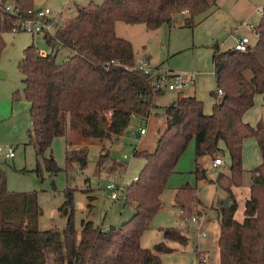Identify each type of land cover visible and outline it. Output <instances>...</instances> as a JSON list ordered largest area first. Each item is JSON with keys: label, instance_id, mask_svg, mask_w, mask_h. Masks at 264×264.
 Here are the masks:
<instances>
[{"label": "trees", "instance_id": "trees-1", "mask_svg": "<svg viewBox=\"0 0 264 264\" xmlns=\"http://www.w3.org/2000/svg\"><path fill=\"white\" fill-rule=\"evenodd\" d=\"M10 1L18 8L17 14L4 10ZM215 1H88L74 15L60 17L52 34H42L48 51L39 53L34 43L26 46L18 68L24 97L30 103L29 143L37 153L45 152L53 138L69 130L90 142L117 141L133 115L146 118L158 108L155 97L162 90H156L155 83L163 72L158 66L149 71L136 66L132 43L116 34V21L141 23L154 30L177 24V15L187 10L179 24L192 28L212 11ZM33 9V0H0V53L5 45L3 33L14 31L17 17L30 16ZM253 31L256 40L245 51L212 43L215 89L210 92L214 99L210 114L204 113L202 100L195 96H180L163 107L165 125L157 133L154 148L134 151L144 163L124 190L123 202L134 212L120 226L103 228L83 220L77 230L72 188L67 187L59 206L67 218L65 226L41 230L36 192L8 190L0 171V264H162L159 253L173 248L165 241L152 249L142 247L140 236L160 209L167 180L192 139L196 159L208 156L212 161L223 149L230 158L215 179H208L207 170L198 163L194 170L196 180L214 182L231 196L230 204L217 209L218 264H264V123L260 120L252 126L243 118L254 96L264 94V5ZM62 51L65 56L58 59ZM247 137L256 139L261 162L250 170L249 195L243 203V218L238 220L232 187L242 185ZM72 162L84 167L86 148H66L67 166ZM45 163L49 172L58 170L51 157ZM195 190L186 183L175 192L182 219L192 217L189 202ZM193 200L200 203L196 197ZM161 232L166 241L187 243L188 237L179 229L166 227ZM201 253L198 264L206 262Z\"/></svg>", "mask_w": 264, "mask_h": 264}, {"label": "rangeland", "instance_id": "rangeland-1", "mask_svg": "<svg viewBox=\"0 0 264 264\" xmlns=\"http://www.w3.org/2000/svg\"><path fill=\"white\" fill-rule=\"evenodd\" d=\"M88 1L101 2V0H34L33 3L37 7L48 6L53 14L58 13L61 19H64L74 15L77 6ZM176 20L178 24L170 27L163 25L156 31H147L141 23L127 24L118 21L117 35L131 40L129 41L132 43L137 61L148 56L150 65L157 64L171 72H185V75L196 72L194 83L189 82L184 94L192 93L194 88L195 96L203 101V105L210 109L211 113V102L213 103L214 99L210 92L215 89L211 61L212 44L201 42L194 45L192 29L179 24L183 20L180 15ZM3 39L5 45L0 53V146H11L14 149L13 158L2 156L0 158V171L5 176L6 188L15 192H36L40 208L37 225L41 230L63 229L65 226L67 218L59 210V206L65 199L67 187L72 188L73 220L77 230L81 229L83 220H91L103 228L118 227L128 221L133 215V207L125 204L121 198L112 199L111 191L106 189V184L123 181L128 183L133 176L138 175L144 160L134 155V151L154 148L158 126L164 121L163 107L177 99V92H165L157 103L158 108L153 109L147 122L141 121L137 116L131 117L126 131L109 146L106 144L102 146L96 141H86L85 144L78 146L77 148H86V165L80 167L76 162H72L67 166L64 136L53 138L50 147L42 154L37 153L35 147L29 143V132L32 128L30 103L23 94L24 84L18 63L23 56V49L32 43L40 50H49L42 39V34L6 31L3 33ZM196 41L198 42V38ZM64 56L65 53L62 51L58 54V59ZM263 99L264 94H257L253 106L248 109L246 118L251 124L255 125L259 119L264 123ZM140 127L146 128L147 132L141 138H137L135 134ZM245 139L242 153V166L245 169L243 185L233 187L238 203L235 218L238 220L243 217V202L249 195L245 183L250 182V170L261 162L256 139L254 137ZM220 147L224 148L221 143ZM101 149L104 152L102 155ZM124 154L127 155L126 158L123 157ZM221 156L224 163L212 170L207 156L196 159L192 139L178 159L175 170L162 192V205L140 236L142 247L152 249L154 244L165 241L173 248L171 252L159 253L162 264H198V251L202 252L201 257L206 258L203 264H218L216 239L219 226L216 212L220 206V198L225 193L222 189L215 188L208 180H196L194 170L198 163L200 167L206 168L207 177L215 179L217 171L225 169L230 163L225 149ZM50 157L58 168L53 173L47 170L45 163V159ZM186 183L196 187L192 197H196L200 203L192 198L189 205L193 211L191 216L194 215L201 221L204 236H197L195 227L188 224L187 219L190 217L187 219L179 217L180 209L174 201V195L176 189ZM166 227L179 229L188 237L187 243L183 245L176 241L164 240L161 228Z\"/></svg>", "mask_w": 264, "mask_h": 264}, {"label": "crops", "instance_id": "crops-1", "mask_svg": "<svg viewBox=\"0 0 264 264\" xmlns=\"http://www.w3.org/2000/svg\"><path fill=\"white\" fill-rule=\"evenodd\" d=\"M34 2V0H33ZM264 5V0H216L215 1V5L212 9V11L205 17L203 18L199 23H197L194 27H192V31L194 34V45L196 43L200 44L205 43V44H212L214 42H217L220 46V48L222 49H227V48H232L235 44L236 39L242 37V36H247L250 40V43L254 42L256 40V36H254V31L253 28L258 24L259 19H260V10L262 8V6ZM79 6L82 5H78L77 8ZM44 7H48V6H44ZM44 7H37L34 5V8H44ZM61 12V11H60ZM179 16V14L177 15V17ZM181 17H185L186 13H181L180 14ZM176 17V18H177ZM183 20H181L182 22ZM123 22V21H122ZM178 22V21H177ZM179 22V23H181ZM117 23L118 21H116L115 23V31L117 34ZM140 24V23H139ZM178 24V23H177ZM144 25V24H143ZM181 25V24H180ZM249 25H252L253 27H249ZM163 26V25H162ZM145 27V26H144ZM186 27V26H185ZM161 26L157 29L151 30V31H156L158 29H160ZM146 29V27H145ZM147 31H149V29H146ZM256 35V34H255ZM120 36V35H118ZM198 38V42L196 41V39ZM130 40V39H129ZM131 41V40H130ZM39 49V48H38ZM44 51V50H43ZM147 59V61L145 60ZM145 59H140L139 61H137L135 59L136 62V66L138 65V63L140 61H145L146 63V67L148 68H153L158 66L159 70L162 72H169V73H174V71H170L168 69H164L161 68L160 65L157 64H149L148 63V56H146ZM211 61H212V50H211ZM213 64V63H212ZM176 73V72H175ZM185 74V72H183ZM2 74V73H1ZM197 73L195 72H189L188 75H185L186 77H191V79L189 80V82H193L195 81V77H196ZM188 82L187 86L190 84ZM186 86V87H187ZM185 87V88H186ZM185 90V89H184ZM169 90H162L156 97H155V102L158 103L159 99L165 94V92H167ZM175 92V91H174ZM257 95V94H256ZM255 95V96H256ZM180 96H195L194 94V88L192 89V93L185 95L184 91L181 93H177V98ZM211 96V95H210ZM254 96V98H255ZM196 97V96H195ZM212 97V96H211ZM197 98V97H196ZM199 99V97H198ZM201 100V99H200ZM264 100V99H263ZM203 102V101H202ZM213 103L211 102V107H212ZM203 111L206 114H210V109L208 110L207 108H205V106L203 105ZM153 112V111H152ZM248 110L246 111V113L244 114V121L248 122L249 124L250 121H248V119L246 118V114H247ZM152 114V113H151ZM150 114V115H151ZM149 115V116H150ZM137 117L140 118L141 121H148V117L144 118V117H140L138 115H135ZM133 117V116H132ZM261 119H259L255 125L260 121ZM165 125V121H163V123L161 125L158 126V131L160 130V128H163V126ZM252 126H255L254 124H251ZM141 128L144 127H140L139 130ZM146 130V128H145ZM157 131V133H158ZM139 132V131H137ZM136 132V133H137ZM147 132V130H146ZM145 132V133H146ZM136 136V134H135ZM141 134H139L138 136H136L137 138H141ZM65 137V149L66 148H77L78 146H81L84 141V138L76 131H71L69 130L67 132V134L64 136ZM246 139H244L245 141ZM243 141V142H244ZM70 142V146L67 145V143ZM222 145V143H221ZM220 146V144H219ZM96 148V147H95ZM222 148V147H221ZM97 150V149H96ZM102 150V149H101ZM112 152H110L111 154ZM243 153V152H242ZM260 153V151H259ZM100 154H104L103 150L100 152ZM107 154V153H106ZM109 154V152H108ZM14 157V156H13ZM12 157V158H13ZM208 157V156H207ZM211 163V159L210 157H208ZM261 158V156H260ZM113 160H115L114 158H112ZM206 169V168H205ZM207 173V172H206ZM136 176H133L132 180L135 179ZM208 179H213L212 177H207ZM111 183V182H110ZM129 183V182H128ZM125 183L124 181L121 183H117L115 185H121V184H128ZM108 184V183H107ZM106 184V185H107ZM212 184L214 185L215 188L216 185L214 182H212ZM242 185H243V179H242ZM241 185V186H242ZM249 183H245V186L248 187L249 189ZM177 190V189H176ZM224 191V190H223ZM225 194H223V196H221L222 198H220V206H223V204L221 203L223 201V199L225 200L226 196L228 195L225 191ZM232 193L233 196L236 199L233 187H232ZM249 194V191H248ZM162 195V194H161ZM247 197V196H246ZM246 199V198H245ZM224 202V201H223ZM244 203V202H243ZM238 204V203H237ZM216 217H217V212H216ZM243 218V217H242ZM242 220V219H241ZM201 223V221H200ZM202 225V224H201ZM204 226V225H203ZM106 228V227H104ZM79 234V232H78ZM218 234V232H217ZM218 236V235H217ZM163 237V236H162ZM217 240V239H216ZM218 247V246H217ZM161 259V257H160ZM218 262H219V257H218Z\"/></svg>", "mask_w": 264, "mask_h": 264}, {"label": "built area", "instance_id": "built-area-1", "mask_svg": "<svg viewBox=\"0 0 264 264\" xmlns=\"http://www.w3.org/2000/svg\"><path fill=\"white\" fill-rule=\"evenodd\" d=\"M4 10L12 12L13 14H17L19 12L18 8L15 7L12 3L6 2L4 4ZM187 10H184L183 13H186ZM31 15L30 16H25L21 17L18 16L15 23L13 30L14 31H27L30 32L32 35L41 33V34H52L53 30L57 24V22L60 19V15L58 13L53 14L51 12V9L49 7H44V8H37L33 9L30 11ZM249 27H253L252 25H249ZM250 44V40L247 36H242L238 39H236L234 48L240 51H245L247 47ZM39 53H44L45 50H40L38 49ZM140 69H143L145 71H149L151 68L146 67L145 61H140L137 65ZM162 72V71H161ZM191 77H186L184 73L182 72H174V73H169V72H163L162 78L155 83V89L156 90H169V91H175L177 93H181L184 91L185 87L187 86L189 80ZM218 94H221V90L217 91ZM134 116V115H133ZM146 130L145 128H141L139 130V134L143 135L145 134ZM85 143L87 140H83ZM114 141L107 139L102 142L103 144H106L109 146V144H112ZM12 158L14 156V149L11 146L7 147H1L0 146V158ZM124 158L127 157L126 154L123 155ZM224 163V160L221 156H218L214 158L211 161V169L215 170L217 167L222 165ZM127 185V184H126ZM125 184L121 185H115L113 183H108L106 185V189L110 190V197L112 199H117L121 198L122 200L124 199V190L126 188ZM188 224H192L193 227L196 229V234L197 236H204L205 232L202 229V225L200 221L195 216L190 217L187 219ZM204 262L205 260H201Z\"/></svg>", "mask_w": 264, "mask_h": 264}, {"label": "water", "instance_id": "water-1", "mask_svg": "<svg viewBox=\"0 0 264 264\" xmlns=\"http://www.w3.org/2000/svg\"><path fill=\"white\" fill-rule=\"evenodd\" d=\"M139 135V132L136 133V136ZM231 203V196L228 194L223 202V206H226Z\"/></svg>", "mask_w": 264, "mask_h": 264}]
</instances>
